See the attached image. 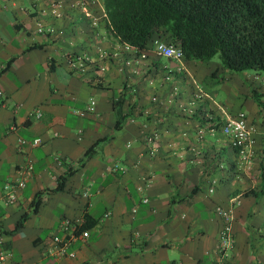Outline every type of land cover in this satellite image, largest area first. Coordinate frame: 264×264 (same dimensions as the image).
Masks as SVG:
<instances>
[{"label":"crops","instance_id":"crops-1","mask_svg":"<svg viewBox=\"0 0 264 264\" xmlns=\"http://www.w3.org/2000/svg\"><path fill=\"white\" fill-rule=\"evenodd\" d=\"M58 1L54 13L50 0H0L5 264H264V128L248 121L253 130L244 161L220 130L225 114L242 109L227 113L203 84L221 68L211 73L214 66L201 61L162 56L151 64L119 51L104 58L102 70L71 71L66 53L88 48L95 57V48L120 46L102 27L90 29V8ZM114 98L120 105L112 106ZM90 99L92 110H85ZM36 136L35 145L16 143ZM27 161L24 185L14 202H5L4 182ZM61 176L62 187L53 190ZM36 193L40 202L31 211ZM217 204L232 208L224 254L216 247ZM23 211L27 217L12 230ZM64 217L85 224L87 236H65ZM61 240L65 251L56 254Z\"/></svg>","mask_w":264,"mask_h":264},{"label":"trees","instance_id":"trees-1","mask_svg":"<svg viewBox=\"0 0 264 264\" xmlns=\"http://www.w3.org/2000/svg\"><path fill=\"white\" fill-rule=\"evenodd\" d=\"M86 1L87 9L92 10L88 17L90 29L102 27L119 44V49L124 43L135 47L136 52L131 50L126 54L146 63L152 64L161 57L152 49V41L159 39L178 46L181 51L179 59L183 61L206 62L217 54L219 63L214 65L211 73L217 68L227 71L264 70V0H99L100 15L94 8L96 2ZM91 16L96 18V24L91 23ZM139 52H144L145 56L140 58ZM110 53L105 51V56L98 57L95 48L94 57L88 48H82L66 53L65 63L71 71L81 73L68 61L76 55L87 54L89 60L84 62L85 70L90 65L99 69ZM179 69V66L174 68ZM171 73L169 71L163 77L170 79ZM126 76L124 87L129 85L128 74ZM259 93L264 95V92ZM251 94L257 95L258 91L252 89ZM116 104L120 105V100L112 99V106ZM261 105L264 107V103ZM95 144L96 141L88 146L85 153L93 151ZM259 168V177L263 181L261 186H264V156ZM63 181L64 176H61L52 189H60ZM39 202L40 195L36 193L31 200V211L36 210ZM27 215L28 212L23 211L12 230L19 227ZM70 226L72 233L76 234L87 229L83 223Z\"/></svg>","mask_w":264,"mask_h":264},{"label":"built area","instance_id":"built-area-1","mask_svg":"<svg viewBox=\"0 0 264 264\" xmlns=\"http://www.w3.org/2000/svg\"><path fill=\"white\" fill-rule=\"evenodd\" d=\"M51 4L53 5L52 7V12L56 13L55 11V6L59 5L58 0H50ZM94 0H88V2H93ZM76 6L82 10L86 11L87 9V1L86 0H77L76 1ZM91 23L96 24V18L94 16H91ZM37 31H41V28L38 27ZM152 49L155 54L165 56V57H170L174 59H179L181 55L180 48L176 45H173L171 43L164 42L159 39H154L152 41ZM98 50V57H103L105 56V51L102 48H97ZM135 51L136 48L130 46L127 43H124L122 45V48L119 50H114L109 56L117 57L119 55V51ZM145 56L144 52H139V57L143 58ZM87 54H82V55H76V57L69 59V64L71 67L75 68L78 71H83L85 70V61L89 60ZM124 63H128V60H124ZM104 69L103 64L99 65V70ZM150 83L151 81L148 80ZM93 99H90L88 104L85 106V110H92L93 107ZM34 115L37 117L40 115V112L35 109L34 110ZM220 130L221 132L228 137L230 145L236 149V152L240 155V157L248 162V155H249V149L248 145L251 141L250 139V132L253 130V127L251 124H249L245 117L244 114L241 111H237L236 113L233 114H225L221 120H220ZM155 136L154 135H148V139H153ZM40 142V138L38 136L33 137L31 140H26L22 137H17L16 143L21 146L22 144H31L35 145ZM31 168V163L27 161L23 167L22 172L12 181H5L3 184V189H4V200L7 203L14 202L16 199V192L19 188H21L24 185V177L25 173L27 170H30ZM211 190V189H210ZM215 211L219 214L221 218V225L218 228L217 232V240H216V247L218 252L220 251L221 254H224L225 249L230 245L231 243V223H232V208L230 205H220L217 204L215 206ZM60 227L68 232V237L74 238V237H85L87 236V231L82 230L78 234L72 233V228L70 224H73V222L69 218H62L59 222ZM54 240L57 238L54 237ZM65 241L61 240L60 243L55 245V251L56 254H62L64 253V246H65ZM54 250V249H53ZM68 255H73L72 251H69L67 253ZM9 252L6 249L0 248V264H5V259L8 257ZM211 264H221L219 260L213 261Z\"/></svg>","mask_w":264,"mask_h":264},{"label":"rangeland","instance_id":"rangeland-1","mask_svg":"<svg viewBox=\"0 0 264 264\" xmlns=\"http://www.w3.org/2000/svg\"><path fill=\"white\" fill-rule=\"evenodd\" d=\"M218 63L219 58L217 54H214L208 61L201 64L213 67ZM231 72H233L232 75H230ZM206 77L207 82L203 81L205 90L214 95L215 101L219 102L227 113H233L235 111L233 109L240 108L247 122L252 121V125L264 128V107L260 102V100L264 101V95L259 93V91L264 92V70L246 68L240 71H227L221 68L215 76ZM241 80L242 83H240ZM250 87H256L258 94H250Z\"/></svg>","mask_w":264,"mask_h":264}]
</instances>
